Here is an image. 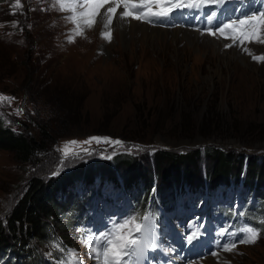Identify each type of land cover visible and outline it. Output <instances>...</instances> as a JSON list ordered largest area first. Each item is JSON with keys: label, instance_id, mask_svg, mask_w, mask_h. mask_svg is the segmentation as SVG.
<instances>
[{"label": "rangeland", "instance_id": "obj_1", "mask_svg": "<svg viewBox=\"0 0 264 264\" xmlns=\"http://www.w3.org/2000/svg\"><path fill=\"white\" fill-rule=\"evenodd\" d=\"M16 3L0 0V96L13 98L0 101L1 121L36 136L38 130L32 124L35 119L49 117L55 120L52 125L60 123L57 108L49 111L46 103L55 97H65L71 116L80 113L81 118L67 124L65 132H59L61 137L46 144L30 162L22 163L14 153L0 149L1 221L32 177L48 179L62 173L73 177L68 190L76 194L65 191L68 194L59 228L51 229L48 239L35 247V258H30L28 264H59L67 255L65 250L78 252L83 264H97L83 241L111 227L112 220L144 212L154 217L156 244L169 257L178 258V252L172 251V231L184 240L195 231L206 233L201 227L210 226L206 228L215 236L224 237L222 246L237 244L234 251L221 248L217 256L210 252L183 264H218L219 259L220 264H264V197L260 192L223 185L200 195L179 193L162 199L153 198L151 189L138 200L122 190V173L116 176L120 185L106 182L97 195L90 190L100 180L85 185L80 174V168L90 163L121 156L152 165L159 150L182 153L198 149L202 177L212 163L207 153L211 147L245 157L264 155V61H254L249 55H264V43L234 44L217 33L215 39L222 38L230 45L224 44V49L235 47L245 57L243 62L238 54L234 55L227 64L212 49L182 40L191 50H184L177 63L169 50L155 54L148 43L140 41L123 45L117 28H111L110 41L102 39L99 23L85 29L83 35L74 36V26L64 18L69 13L61 12L54 0H19V7ZM214 4H204L198 11L216 13V19L225 12V23L243 14L264 11V0H223ZM147 23L165 29L186 27L203 34L209 31L197 27L196 20L181 26L183 22L177 17ZM69 35H73V42H69ZM139 36L132 33L135 40ZM196 56L204 59L201 64L192 62ZM17 109L23 111L18 114ZM94 136L120 143L93 141L75 146L79 155L70 156L61 165L62 154L57 149L67 141H85ZM121 205L128 211L113 214ZM65 226L64 233H60ZM244 227L260 231L254 244L238 243ZM61 234L67 235L66 241L62 242ZM175 246L179 247L178 241ZM159 254V250L146 251L144 264H157Z\"/></svg>", "mask_w": 264, "mask_h": 264}, {"label": "trees", "instance_id": "obj_2", "mask_svg": "<svg viewBox=\"0 0 264 264\" xmlns=\"http://www.w3.org/2000/svg\"><path fill=\"white\" fill-rule=\"evenodd\" d=\"M55 98L46 103L49 111L57 108L60 123L52 125L51 122L55 120L49 117L35 119L32 124L38 130L36 136L27 131H17L5 125L0 118V149L14 153L22 163L30 162L46 144L61 137L59 132H65L67 124H74L81 119L80 113L71 116L70 103L65 97ZM207 153L213 159L204 177L198 169V149L182 153L159 150L153 157L152 165L140 164L135 157L121 156L113 161L90 163L80 168V174L85 185H94L96 180H100L99 186H102L106 182L120 185L116 176L122 173V190L135 198L150 193L151 189L153 198L168 199L179 193L186 196L196 192H200L199 195L213 192L223 185L241 186L246 191L260 192L264 197V155L245 157L242 154L221 152L214 147L209 148ZM118 168L123 171L119 172ZM72 178V175L62 173L48 179L34 176L29 180L23 194L4 220H0L2 264H28L30 258H35V247L48 239L51 229L56 231L59 228L65 194L67 196L69 191L75 193L73 189L68 190L72 186ZM202 182H205L203 186ZM99 186L90 191L99 194ZM66 228H61L60 233H64ZM60 236L62 242L66 241V234Z\"/></svg>", "mask_w": 264, "mask_h": 264}, {"label": "snow or ice", "instance_id": "obj_3", "mask_svg": "<svg viewBox=\"0 0 264 264\" xmlns=\"http://www.w3.org/2000/svg\"><path fill=\"white\" fill-rule=\"evenodd\" d=\"M223 0H54L61 12L69 13L64 18L74 27V36H81L85 29L93 28L99 21L103 22V30L100 32L102 39L110 41L111 25L113 19L119 15L120 19H136L152 22L155 19L167 18L175 10L183 8H199L207 3H222ZM17 0L16 7H19ZM123 11L118 13V9ZM103 9V11H102ZM219 33L225 39H231L233 43H264V11L243 14L242 17L223 24L215 31L209 30L208 35L215 36ZM73 35H69V42H73ZM230 47V45H225ZM246 52L247 48L244 49ZM249 55L254 61H264V55ZM12 97L0 96V101H11ZM23 109H17L20 114ZM93 141L99 143L119 144L120 141H109L107 137H90L85 141H67L61 148L57 149L62 154L61 165L70 156H78L74 151L78 145H88ZM82 151L88 152L89 149L83 148ZM54 172L53 175H57ZM264 223V221H261ZM156 224L150 212L143 215L128 216L120 221L112 220L111 227L99 231L98 234L89 235L83 242L85 243L88 254L92 256L97 264H141L146 251L154 249L156 244ZM243 233L238 240L240 244H254L260 236V231L254 227H244L240 229ZM223 235L224 232L222 231ZM198 233L193 232L187 237L191 242L197 237ZM236 242L227 243L222 246L225 252L236 249ZM53 247H59L53 245ZM67 255L59 261V264H83L80 254L75 250L67 251ZM51 255V253H49ZM213 256L218 253L213 252Z\"/></svg>", "mask_w": 264, "mask_h": 264}, {"label": "bare ground", "instance_id": "obj_4", "mask_svg": "<svg viewBox=\"0 0 264 264\" xmlns=\"http://www.w3.org/2000/svg\"><path fill=\"white\" fill-rule=\"evenodd\" d=\"M121 11H123L122 8L118 9V13ZM98 21H99L98 28L99 30L101 29L100 30L101 32L103 30V22L99 17H98ZM111 28H117V33L119 34L120 41L123 45L126 43L136 44L138 41L142 43H148L150 45V50L152 52H155V54L165 53L169 50L175 62L177 63H179L180 57L182 56V52L184 50L186 51L191 50V49H187L182 44L181 42L182 40H186L189 44L192 45H199L202 46L203 48L212 49V51H215L227 64L228 61H230V58L237 54H238L237 56H239L243 62L245 60V57L242 56L240 52L235 50L236 49L235 47H233L234 49H232L231 47L229 51L224 49L223 47L224 44L228 42L226 41V43H223L222 38L215 39L214 36L208 35V33H204V34L199 33L197 30L195 31L191 28L176 27L172 29H167V28L165 29L155 26L153 27L151 25H148L146 21H142V20H136L131 18L120 19L118 14L113 19ZM132 33H136L138 35L140 34L139 38L135 40L134 37H132ZM145 52L143 51V56L145 55ZM202 60L204 59H200L199 56H196L193 58L192 62H194L197 65L198 62H200L201 64ZM197 236H200V232H198ZM221 248H222L221 244H218L217 248L214 247L215 252L221 253L219 251ZM212 256H210L209 258H211ZM143 261L144 260L141 261V264H143ZM221 261L222 260L219 259L218 264H220Z\"/></svg>", "mask_w": 264, "mask_h": 264}]
</instances>
